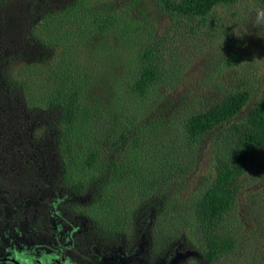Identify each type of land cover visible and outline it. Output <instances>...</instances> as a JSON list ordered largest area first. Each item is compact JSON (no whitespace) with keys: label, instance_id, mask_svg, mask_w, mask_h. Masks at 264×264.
<instances>
[{"label":"trees","instance_id":"16d2710c","mask_svg":"<svg viewBox=\"0 0 264 264\" xmlns=\"http://www.w3.org/2000/svg\"><path fill=\"white\" fill-rule=\"evenodd\" d=\"M50 1L37 0L43 3V13L35 20L22 15L20 29L24 38L12 33L10 43L19 49L18 54H12V62L19 69L9 75L16 80V96L25 111L31 107L56 112V129L49 132L54 153L49 151L45 161L50 154L56 169L59 166V193L67 192L70 199H75L81 215L112 234L122 230L128 235L139 221L152 222L156 251L174 250L184 241L194 245L192 234L197 228L198 246L202 249L199 257L206 264L234 254L240 239L225 228L224 222L236 208L247 172L255 167L252 178L264 174V90L255 103L250 89L223 93L224 98L217 103L181 120L176 133L173 129L163 144L174 152L169 158H156L143 165L139 157L144 154L136 158L129 153L147 144L157 121L163 122L164 132L173 126L171 119L152 121L146 113L151 102L169 101L157 97L156 88L173 86L183 66L175 54H168L177 33L164 34L156 41L149 39L151 45L140 51L138 70L129 79L128 88L121 86L118 79L114 97L103 100L105 90L95 84L99 76L106 75L107 63L101 55L107 49L104 40L97 37L104 36L117 23L114 15L102 12L103 7L107 9L112 4L101 0H59L62 4L57 9L48 6ZM240 1L158 0L162 12L182 18L184 27L195 36L199 31L189 21L203 25L219 8H231ZM260 3L264 6V0ZM139 29L142 27L138 22L125 24V33ZM0 33L6 36L2 24ZM4 61L0 72L5 71ZM241 61L242 54L235 52L228 56L226 65L237 66ZM100 66L103 70H99ZM126 68L120 64L119 78ZM114 69L118 72V67ZM133 99L143 102L140 108L146 106L147 110L139 115L128 109ZM100 102L107 107L106 112L103 108L96 111ZM131 140L134 144L128 146ZM32 144L37 146V142ZM106 145L107 155L103 152ZM205 152V156L209 153L212 167L206 176L209 183L192 196L191 208L192 199L185 195L187 184L178 182L175 173L182 177L190 173L187 181L190 180L198 169L199 155Z\"/></svg>","mask_w":264,"mask_h":264},{"label":"rangeland","instance_id":"374dc122","mask_svg":"<svg viewBox=\"0 0 264 264\" xmlns=\"http://www.w3.org/2000/svg\"><path fill=\"white\" fill-rule=\"evenodd\" d=\"M43 1L48 3V0H40V2ZM58 1L51 0L48 6L58 9V6L62 4V1ZM101 1L103 4L104 2L112 4L110 8L104 9L103 7L102 12H108L117 19L111 31L104 36L97 37L104 40V47L107 49L101 55L103 61L107 63L104 69L107 70L106 75L99 76L95 84L105 90L106 95L103 100L107 97H114V88L118 89L119 86L118 79H120L121 86L128 85L129 79L138 70L136 63L139 61L140 51L147 48L148 44L151 45L149 39L156 41L164 34L177 33L173 35V40L176 42L173 43L168 54H175L183 66L179 69L173 86H157L156 88L158 90L156 96H162L161 100L168 98L169 101L161 104L151 102L146 113L152 121L160 118L171 119L173 126L164 132L163 122L157 121L156 128L159 131H155V128L152 130L153 133L148 135V145L144 142L140 149L134 148L132 153L128 152L132 157L144 154L143 157H139L143 165L152 163L156 158L161 160L169 158L170 153L174 152L163 145L167 142L165 139L169 138L174 131L177 132L181 120L197 110L206 109L217 103L224 98L223 93L237 89H250L253 91L252 103L259 99L264 90V6L261 5L260 0H242L231 8H219L208 17L209 20L203 25H200L198 21H189L199 31L196 36L184 27L185 21L182 18L162 12L158 0ZM40 4L43 3H37V0H0V26L3 25L6 34L3 36L0 33V64L5 60V71L0 72V121L4 120L8 125L4 129L5 137L8 138L4 144L0 143V253H3L7 247L22 251L21 246L24 244L30 247L40 246L37 250L32 247L35 250L34 253L41 252L42 247L48 244L47 250L50 251L58 243L68 241V239L53 235L54 226L46 205L40 209L39 223L36 228L23 212L28 204L21 210L22 212H15L13 211L15 207L9 209V204L5 201L6 197L11 198L15 194H20L31 202L35 200L31 198L33 194L39 191V194L44 195L47 191L46 185L53 182L52 179L50 181V176L41 169L45 170L55 166L50 154L49 160L45 161V158L49 151L54 153L53 140L49 132H54L56 129V112H45L47 109L36 111L31 107H29L30 110L25 111L16 96L19 94L15 88L16 80L9 75L19 69V66L17 67V64L12 62V56L18 54L19 50L10 43L12 33L16 32L14 36H18L19 39L24 38L25 35L20 29L22 15L35 20L39 14L43 13ZM127 22H138L142 29L125 33ZM16 45L19 46V43ZM235 52L242 54L241 64L228 67L226 60ZM121 56L125 58H120ZM17 58L20 59V56ZM19 63L21 64L22 60H19ZM120 64L127 68L121 72L119 78ZM114 67H118V72ZM103 68L100 66L99 70ZM112 69L117 72V75ZM152 92L154 94L155 89ZM142 103L133 99L128 109L140 115L147 110L146 106L140 108ZM100 105L96 111L101 112L103 108L106 112L105 104L102 106L100 102ZM16 116L23 117V120ZM116 117L117 119L121 117L120 112H116ZM173 117L176 118L173 119ZM31 142H37V146L31 145ZM131 144H134L133 140L128 146ZM103 152L108 154L107 145ZM205 154L206 152L199 155L198 169H195L196 174H193L190 180L187 181L190 173L183 177L180 173H175L178 182L187 184L185 195L188 199H192L189 201L191 208L194 206L192 196L198 192V189L199 192L205 189L209 183L206 176L212 167L209 164V153L206 156ZM186 162L187 164L190 162V156ZM168 168L166 170L169 171ZM254 172L255 167L247 172L244 189L236 208L224 222L225 228L240 239L239 246L234 254L217 259L214 264H252L253 262L264 264V174L258 178H252ZM60 177L58 173L54 178L56 190L62 189ZM51 203L54 202H47V198L43 201V204L49 206ZM36 204V202L32 203L29 208L36 210ZM63 207L66 211L76 215V218L80 216L75 214V211L79 209L76 204L72 209L68 204ZM57 219L60 218L57 217ZM83 235L89 236L86 233L75 234L74 238L80 240ZM192 236L195 244L191 245L184 241L178 247L176 255L167 264H206L198 256L202 249L198 246L200 241L197 228ZM83 240L87 242V238ZM76 258L80 257L76 256ZM108 260L113 261L114 258ZM120 263L125 264L121 258Z\"/></svg>","mask_w":264,"mask_h":264},{"label":"flooded vegetation","instance_id":"af4514ba","mask_svg":"<svg viewBox=\"0 0 264 264\" xmlns=\"http://www.w3.org/2000/svg\"><path fill=\"white\" fill-rule=\"evenodd\" d=\"M16 118L23 120L21 116H16ZM7 126L6 121H0L1 144H4L5 140L8 138L5 137L6 131L4 130ZM58 168L56 169V166L45 170L40 168L42 172L50 176V181L51 179L53 181L50 183L51 186L46 185L47 191L44 195L39 194L38 191L37 194H33L31 197L35 200L29 202L28 198L20 194H15L11 196V198L6 197L5 201L9 204V209L10 207H15V209H13L15 212H22L21 210L28 204V210L26 211L27 208H25L23 212L27 215V219L32 222L31 224H34L36 228L39 223L40 209L46 205L51 222L54 226V228H52L55 231L53 235L58 238L68 239L67 243H58V245H55L50 251L47 250V244L42 247L43 250L41 252L38 251L37 253H34L35 250H33L32 247L37 250L40 246L30 247V245L27 246L24 244L21 246L22 251L7 247V249H4L5 251H3V253H0V264H121L120 258L124 260L125 264H167L172 257L176 255L180 245L174 250L156 251L153 242L152 222L139 221L140 223L135 224L134 227L129 229L131 234L128 230V235L122 230L112 234L108 232L107 228H99L97 225H94L92 220L85 215H81L79 210L75 211L73 209L75 214L80 215L77 216V218L75 217L76 215L66 211L65 207H63L64 205L68 204L72 209L74 204L77 203H75V199H70L67 192L63 194L55 189L56 182L54 178L57 177L59 173ZM50 171L52 172L50 173ZM46 198L47 202H54L53 204L51 203L52 207H50L51 204L50 206L48 204H43ZM34 202L37 203L36 210L29 208ZM83 203H85V201L81 202L82 206ZM77 207L79 206L77 205ZM50 209H52V211ZM60 213L63 214L59 215ZM57 217L60 219H57ZM55 219H57L56 222ZM48 224L50 225L49 222ZM83 233L89 236L83 235L80 240L74 238L75 234L81 235ZM83 237L87 238V242L83 240ZM76 256L80 258H76ZM109 258H114V260L109 261Z\"/></svg>","mask_w":264,"mask_h":264}]
</instances>
